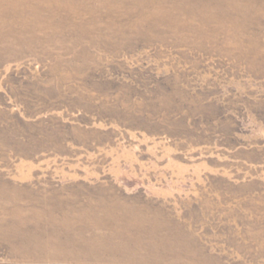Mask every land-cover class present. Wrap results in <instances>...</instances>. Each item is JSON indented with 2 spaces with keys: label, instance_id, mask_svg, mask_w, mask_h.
<instances>
[{
  "label": "rangeland",
  "instance_id": "obj_1",
  "mask_svg": "<svg viewBox=\"0 0 264 264\" xmlns=\"http://www.w3.org/2000/svg\"><path fill=\"white\" fill-rule=\"evenodd\" d=\"M0 264H264V0H0Z\"/></svg>",
  "mask_w": 264,
  "mask_h": 264
}]
</instances>
